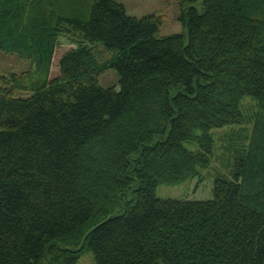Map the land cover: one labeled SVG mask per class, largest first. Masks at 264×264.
<instances>
[{
  "label": "trees",
  "instance_id": "1",
  "mask_svg": "<svg viewBox=\"0 0 264 264\" xmlns=\"http://www.w3.org/2000/svg\"><path fill=\"white\" fill-rule=\"evenodd\" d=\"M179 1L187 43L117 0H0V51L29 63L0 76V264H264V0ZM59 37L74 47L52 75ZM246 101L212 198H158L199 186Z\"/></svg>",
  "mask_w": 264,
  "mask_h": 264
},
{
  "label": "rangeland",
  "instance_id": "2",
  "mask_svg": "<svg viewBox=\"0 0 264 264\" xmlns=\"http://www.w3.org/2000/svg\"><path fill=\"white\" fill-rule=\"evenodd\" d=\"M125 5L127 13L131 16L142 17L157 13L164 16L157 37L161 38L172 34H184L185 43L188 42V35L179 20L183 8L187 3L179 0H117ZM200 7V6H199ZM97 54L105 58L112 56L113 51L105 48L102 43L91 45ZM74 47L64 37H59L58 47L52 65V75L57 72V59L67 50ZM29 68V63L21 60L17 54H8L0 51V76L8 72L20 73ZM101 85L104 88L115 87L119 90V75L114 70L107 71L101 78ZM32 92H17L16 97H28ZM247 101L242 105L245 114V122L242 125L229 126L223 129L214 130L215 152L208 168L201 171L202 182L198 185V179H188L176 184L160 183L157 187V197L160 199L175 200H207L212 198L214 179L218 175L229 177L235 161L233 150L241 151L246 145L253 125L254 108ZM190 149H196L193 144H186ZM238 148V149H237ZM77 264H94L93 254L89 249L84 250Z\"/></svg>",
  "mask_w": 264,
  "mask_h": 264
}]
</instances>
